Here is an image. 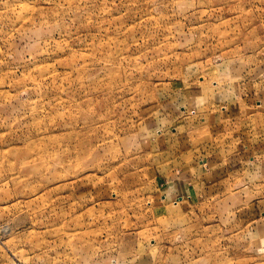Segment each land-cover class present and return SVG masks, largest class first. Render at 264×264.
<instances>
[{
  "label": "rangeland",
  "instance_id": "rangeland-1",
  "mask_svg": "<svg viewBox=\"0 0 264 264\" xmlns=\"http://www.w3.org/2000/svg\"><path fill=\"white\" fill-rule=\"evenodd\" d=\"M0 264H264V0H0Z\"/></svg>",
  "mask_w": 264,
  "mask_h": 264
}]
</instances>
